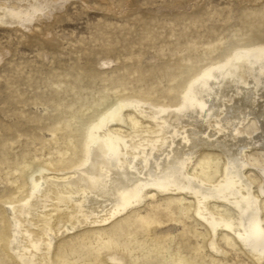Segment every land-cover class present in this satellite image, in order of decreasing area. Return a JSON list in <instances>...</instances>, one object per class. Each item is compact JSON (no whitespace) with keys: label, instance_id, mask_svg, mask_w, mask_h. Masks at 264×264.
Here are the masks:
<instances>
[{"label":"bare ground","instance_id":"bare-ground-1","mask_svg":"<svg viewBox=\"0 0 264 264\" xmlns=\"http://www.w3.org/2000/svg\"><path fill=\"white\" fill-rule=\"evenodd\" d=\"M67 1L0 0V27L45 47ZM223 9L222 29L182 12L171 40L147 30L148 64L132 47L31 95L7 80L0 264H264V0ZM11 53L0 44V64Z\"/></svg>","mask_w":264,"mask_h":264},{"label":"rangeland","instance_id":"rangeland-1","mask_svg":"<svg viewBox=\"0 0 264 264\" xmlns=\"http://www.w3.org/2000/svg\"><path fill=\"white\" fill-rule=\"evenodd\" d=\"M68 1L65 5L66 9L62 14L60 13L58 15V19L51 25L52 29L50 28V30L52 33L54 31L53 35L56 40L55 42L50 41L48 43L45 41L46 49L42 45L39 46L32 42L30 44L27 39H22L20 32H15L10 28L0 27V44H3L6 48L8 47L13 53H11V56L4 63L2 62L0 64V100L6 98L10 92L7 89V80H18L20 89L29 91V95H31L34 92L45 89L43 82L48 74L59 67L63 68V65L68 66V62H70V65H73L75 62L84 64L87 60L97 61L98 59H108L114 63L112 64V67H114L121 65L122 62H128L124 54L128 52V49L133 47L136 51L145 52L142 62L148 64L150 58L156 55V52L148 46L150 41L143 39L147 30L162 32L164 36H160V40L166 37L168 40H171L169 33H172L171 28L174 27V20L177 21V17L182 12H184L183 17H189L196 13L202 20L207 19L205 22L206 26H215L218 29H222L228 25L217 20L216 16H209L218 10L221 12L223 8L222 13L227 14L231 7H235L238 4V0H131L129 4L134 3L133 5L137 10L132 8L133 11H128L122 18L121 15L118 16L108 11L106 4L114 3L118 5L123 0H83L87 5H84L81 0ZM204 6L205 9L203 8ZM190 12L192 13L191 15ZM176 15L178 16L176 17ZM180 20L182 24L175 26L174 28L176 30H179L183 23L189 22V20ZM236 22L239 23L240 21L238 20ZM79 40H82V42H78ZM111 40L117 42V44L115 51L109 53L105 44ZM141 42L143 46H141ZM148 49L150 50L148 51ZM42 50L47 54V58L49 59L38 55ZM117 56H120L119 60L116 59ZM21 60L27 61L28 63L23 67L22 73H17L16 65ZM30 72H32V76L34 77L33 80L29 77ZM17 105L15 104L14 107L18 108L20 106ZM28 107L31 110H36L33 104H29ZM40 109L43 110V107H39L38 111H41ZM8 117L6 115L4 116V113L0 111L1 119L9 121L10 117Z\"/></svg>","mask_w":264,"mask_h":264}]
</instances>
